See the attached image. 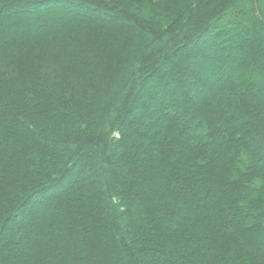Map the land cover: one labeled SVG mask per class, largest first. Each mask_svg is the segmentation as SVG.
<instances>
[{
  "label": "trees",
  "instance_id": "obj_1",
  "mask_svg": "<svg viewBox=\"0 0 264 264\" xmlns=\"http://www.w3.org/2000/svg\"><path fill=\"white\" fill-rule=\"evenodd\" d=\"M99 263L264 264V0H0V264Z\"/></svg>",
  "mask_w": 264,
  "mask_h": 264
},
{
  "label": "rangeland",
  "instance_id": "obj_2",
  "mask_svg": "<svg viewBox=\"0 0 264 264\" xmlns=\"http://www.w3.org/2000/svg\"><path fill=\"white\" fill-rule=\"evenodd\" d=\"M62 8V7H61ZM65 9H70V8H68V7H64V8H62V10H65ZM74 10H75V13H77V14H83V11H80V10H78V8H74ZM57 13V12H56ZM55 12H54V14H56ZM13 19H17V17L15 16ZM154 200H155V198H154ZM49 203H51V202H48V204ZM52 204V203H51ZM52 220H54L55 222H58L57 224H61V221L63 220V218H60V219H58V220H56V218H53ZM62 223H63V221H62ZM64 223H65V221H64ZM105 240V239H104ZM106 241V240H105ZM149 258V257H148ZM43 259V257L41 256V260ZM21 260V259H20ZM114 262H115V260H114ZM99 264H101V263H99Z\"/></svg>",
  "mask_w": 264,
  "mask_h": 264
}]
</instances>
